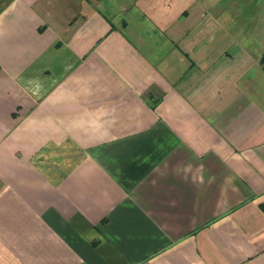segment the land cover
I'll list each match as a JSON object with an SVG mask.
<instances>
[{"label": "crops", "instance_id": "0c3cea01", "mask_svg": "<svg viewBox=\"0 0 264 264\" xmlns=\"http://www.w3.org/2000/svg\"><path fill=\"white\" fill-rule=\"evenodd\" d=\"M0 264H264V0H0Z\"/></svg>", "mask_w": 264, "mask_h": 264}]
</instances>
